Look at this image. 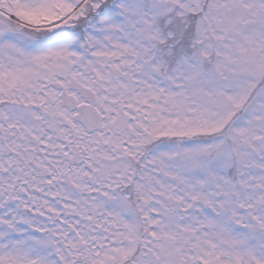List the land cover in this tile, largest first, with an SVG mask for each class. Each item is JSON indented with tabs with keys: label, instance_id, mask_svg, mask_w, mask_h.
<instances>
[{
	"label": "snow or ice",
	"instance_id": "obj_1",
	"mask_svg": "<svg viewBox=\"0 0 264 264\" xmlns=\"http://www.w3.org/2000/svg\"><path fill=\"white\" fill-rule=\"evenodd\" d=\"M0 264H264V0H0Z\"/></svg>",
	"mask_w": 264,
	"mask_h": 264
}]
</instances>
